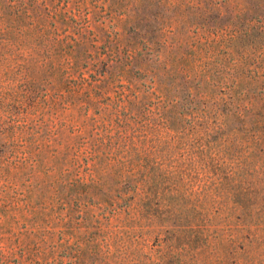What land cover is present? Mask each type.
<instances>
[{"label":"rangeland","instance_id":"obj_1","mask_svg":"<svg viewBox=\"0 0 264 264\" xmlns=\"http://www.w3.org/2000/svg\"><path fill=\"white\" fill-rule=\"evenodd\" d=\"M49 10L46 116L36 125L63 141L30 149L22 138L4 155L15 177L0 184V264H264V225L217 208L206 194L129 209L114 190L125 180L114 173L122 167L116 153L177 147L172 138L189 121L167 128L166 118L181 113L201 123L206 105L255 98L264 0H49ZM78 25L88 38L90 90L76 87L80 73L67 65ZM123 88L138 98H119ZM93 147L108 154L102 167L85 161ZM87 182L89 193L78 197ZM99 184L109 196L91 194L103 191Z\"/></svg>","mask_w":264,"mask_h":264},{"label":"trees","instance_id":"obj_2","mask_svg":"<svg viewBox=\"0 0 264 264\" xmlns=\"http://www.w3.org/2000/svg\"><path fill=\"white\" fill-rule=\"evenodd\" d=\"M119 12L120 16L126 14V10ZM77 30L78 38L73 39L67 65L74 75L80 73L76 87L90 90L93 83L84 75L83 62L87 58L82 54L88 38L83 33L84 25H78ZM59 32L60 27L54 34L61 51L63 42ZM52 34L49 0H0V184L15 177L12 163L5 165L3 158L16 151L19 139L23 138L30 149L39 141L41 149H49L56 140L63 141L52 139L45 125H36V121L43 122L46 116L47 95L43 92L47 91L51 70ZM7 62L4 80L2 74ZM257 76L260 90L247 103L241 98L206 105L201 123L197 117L184 119L181 113L166 118L167 128L189 121L187 127L177 129L180 135L172 138L177 141L176 148L166 147L157 154L134 148L116 153L122 167L114 173L125 180L114 190L129 204L127 208H141L144 203L149 207L154 201L206 194L205 197L219 205L217 208L239 214L249 224L264 225V75ZM18 81L23 83L21 89L16 86ZM107 86L100 87L97 95L107 93ZM236 90L230 89L231 97L238 93ZM132 97L138 98L131 92L126 94L124 88L119 93L122 99ZM186 130H190L188 136L184 133ZM84 154L87 164L92 162L93 167H102L109 160L108 154L96 147ZM92 184H79L78 197L84 195L80 194L82 189L89 193L86 190ZM98 187L103 191L91 192L92 195L109 196L111 188L107 189L106 184Z\"/></svg>","mask_w":264,"mask_h":264}]
</instances>
